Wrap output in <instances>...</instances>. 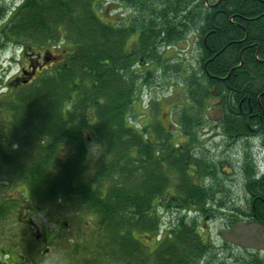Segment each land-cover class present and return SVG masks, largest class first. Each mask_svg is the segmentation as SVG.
<instances>
[{"label": "trees", "instance_id": "trees-1", "mask_svg": "<svg viewBox=\"0 0 264 264\" xmlns=\"http://www.w3.org/2000/svg\"><path fill=\"white\" fill-rule=\"evenodd\" d=\"M122 1L133 13L118 23L99 16L101 0H21L7 12L1 27L6 43L30 53L31 43L59 42L67 52L34 85L19 88L11 108L6 104L10 135L0 137L1 163L12 168L9 185L22 187L30 213H48L58 198L85 206L96 217H88L89 224L96 222L98 236L122 264H210L205 222L188 216L210 213L214 191L205 177L217 172L195 154L197 129L207 124V104L214 100L231 140L256 137L264 146V0H216L214 7L206 0ZM196 29L200 71L185 84L177 129L158 121L136 128L133 104L142 86L154 81L147 67L157 63L166 70L161 49ZM176 131L184 140H176ZM87 135L103 149L90 180L83 174ZM15 143L21 149L5 158L3 146ZM62 144L65 161L57 154ZM242 166L250 206L243 214L264 228V174L256 176L248 153ZM164 210L179 215L161 232ZM136 232L153 235L154 248Z\"/></svg>", "mask_w": 264, "mask_h": 264}, {"label": "rangeland", "instance_id": "rangeland-1", "mask_svg": "<svg viewBox=\"0 0 264 264\" xmlns=\"http://www.w3.org/2000/svg\"><path fill=\"white\" fill-rule=\"evenodd\" d=\"M21 0H0V79L3 81L0 92L4 93L3 105L4 119L6 118V104L12 106L14 87L8 85L12 79L20 75L23 67H27L29 57H34L36 52L46 53L52 50L55 53L60 51L64 54L66 47L59 42L52 43V46L46 44H30L32 51H22L15 44L4 41L1 27L3 20L7 14L17 6ZM216 0H209V4L215 3ZM99 4V16L106 22L118 23L120 19H130L132 8L126 6L122 0H101ZM97 8V9H98ZM123 17V18H122ZM197 29L187 35V38L169 48L161 49V65L151 63L146 70L154 73V81L144 86L143 95L139 97L132 107L131 120L137 121L144 125L154 124L156 121L161 123L167 129H177L173 125L178 120V114L184 108L186 103L185 95L187 93L186 82L190 75L194 72L199 73V40L197 39ZM137 38L134 35L127 45L132 47V42ZM61 48V49H60ZM47 49V50H46ZM65 49V50H64ZM64 57V55H63ZM63 57L59 58L61 60ZM55 63L49 64L52 67ZM49 65L47 66L48 68ZM37 76L31 82V86L35 84L43 72L37 70ZM28 80H25L26 82ZM38 81V80H37ZM16 95V94H15ZM217 101L211 100L208 105V122L197 129L200 144L196 145L195 154L199 158H203L211 167H216V175H208L205 177V184L214 191V198L206 205L211 209L208 216L200 211L190 212V218L196 217L201 224L205 222L206 230L202 234L204 240L210 242L213 249L210 256L206 257L210 264H261L264 261V228L245 216L243 213L249 212V198L245 189L246 174L244 172L243 163L246 154L249 153L256 163L255 173L264 172V152L260 139H241L231 140L223 130L221 123L214 124V120H218L220 114L217 110ZM10 115V114H9ZM217 118V119H216ZM10 135L9 130L3 132L0 137ZM176 140H184L183 136L176 131ZM88 152L84 160V178L90 180L94 176L97 168V162L100 160L103 149L101 144L97 142L91 135L86 136ZM12 143V141H10ZM13 149L5 146L4 150L8 152L5 158L15 156V150L21 149L20 144L15 143ZM66 145L62 144L58 151V156L65 161L67 155ZM3 157V156H2ZM0 159V210L4 212L0 217V262L2 264H122L118 260L113 250H108L109 246L100 238L98 228H95L96 217L92 216L87 208L81 203L63 200L60 207H54L47 212L42 208H37L40 213L32 214L34 222L39 226L46 224L53 235L58 231L56 242L52 240L46 244V247H39L37 243L30 238V233L35 227L29 220L26 222L22 219L19 210L22 204L17 198L23 196L19 191H23L22 187L16 184L14 187L8 186L12 176L8 173L12 168L8 165L3 166ZM222 161L223 163H219ZM67 162V161H66ZM212 163H215L216 166ZM14 182V181H13ZM8 183V184H7ZM1 198V196H0ZM38 205V201H36ZM64 207H63V206ZM36 206V204H35ZM162 227L161 232L165 231L169 226L173 225L179 215L176 210L162 211ZM80 216L76 217L75 215ZM213 214V217H211ZM64 217L60 224L59 218ZM87 218L82 221L81 217ZM135 236L140 239L146 246L151 249L154 245L151 240L153 235L144 232H136ZM61 241V244L59 243ZM107 245V246H106ZM34 254L33 257L31 254ZM45 256H42V254ZM24 257L27 259L24 260ZM0 263V264H1Z\"/></svg>", "mask_w": 264, "mask_h": 264}, {"label": "flooded vegetation", "instance_id": "flooded-vegetation-1", "mask_svg": "<svg viewBox=\"0 0 264 264\" xmlns=\"http://www.w3.org/2000/svg\"><path fill=\"white\" fill-rule=\"evenodd\" d=\"M61 47V46H60ZM61 49V48H60ZM65 50V49H64ZM66 50L65 53L63 54L61 51L59 53H55L53 51L51 52H47V53H38L36 55H34V57H29L28 64L27 67H23L22 70L20 71V76L13 79L12 81H10L8 83V85H11L12 87H16V91L19 88H22L23 86L27 85L28 83H31L30 81H33L35 79V77L37 76V73L39 70V72H43V71H47L48 69L53 68L55 65H57L58 62H60L65 56H66ZM64 55V57H63ZM63 57L61 60H58L59 58ZM51 63H55L52 67H50L49 64ZM49 65L50 68H48L47 66ZM25 80H28L26 83H24ZM3 81L0 79V87L2 86ZM3 96L4 93H0V135L3 134V132L6 130L5 127V119L3 114V110H4V105H3ZM221 115L218 118V120H214V124H218L220 121ZM217 119V118H216ZM1 196V200L2 199V195ZM23 198V197H22ZM17 201H21L20 203L22 204L21 209L19 210V213L22 217V219H24V221H28L31 222L32 224L34 223L35 227H33L32 232L30 233V238L33 240V242L37 243V245L39 247H46V244H48L51 240L52 242H56L57 241V237H58V231H56L55 235H53L51 233V231L46 228V224H44L43 226H39L36 222H34L33 218H30V211L28 209L29 202L28 200H26L25 198L22 200H20L21 198H17ZM32 205V204H31ZM33 206V205H32ZM61 205H59L57 202L55 204H53V207H60ZM56 210H58L57 208H55ZM40 212H45L44 211H40ZM64 217L62 216L61 219L59 218L60 224L63 222ZM59 243L61 244V241H59ZM1 263V262H0ZM2 264V263H1Z\"/></svg>", "mask_w": 264, "mask_h": 264}]
</instances>
